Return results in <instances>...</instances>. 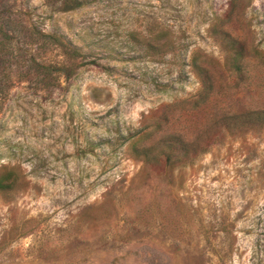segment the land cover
<instances>
[{
  "label": "rangeland",
  "instance_id": "rangeland-1",
  "mask_svg": "<svg viewBox=\"0 0 264 264\" xmlns=\"http://www.w3.org/2000/svg\"><path fill=\"white\" fill-rule=\"evenodd\" d=\"M69 1L0 0L36 39L0 50V178L17 180L0 192V264H264V127L218 122L264 110V0ZM223 29L261 53L242 75ZM41 32L86 54L72 78L43 81L62 58ZM196 53L215 92L187 110Z\"/></svg>",
  "mask_w": 264,
  "mask_h": 264
},
{
  "label": "trees",
  "instance_id": "trees-1",
  "mask_svg": "<svg viewBox=\"0 0 264 264\" xmlns=\"http://www.w3.org/2000/svg\"><path fill=\"white\" fill-rule=\"evenodd\" d=\"M66 5L67 8L65 11H71L80 8L82 4L78 0H70L69 2H66ZM21 26V22H17V19L11 20V18H4L3 15L0 14V44L3 46L0 50H3L4 47L7 46V51L11 49V51L15 54L18 50H20V48H14L15 41L18 42V40L25 38L27 39L25 45L28 46L36 41L35 34L30 31V34L28 35L26 33L27 28L21 29ZM215 33L218 35V39L227 53L225 58V67L228 70L242 75L249 59H260L261 53L257 48H248L246 43L233 37L228 31L224 29L216 30ZM40 36L42 38V44L40 45H42L43 49H55L56 53H58L62 58L61 61L56 62V65L48 62H43L41 64L40 69L43 81L52 79L54 75H56V81H59L60 78L70 79L76 75L78 69L85 65L84 60L86 59V54H84L80 48L73 45L65 38V36L57 33L56 35H49L43 32H41ZM165 38L169 39L167 42L168 46L175 47L176 42L174 40L168 36ZM156 40L160 42L161 39L158 37ZM209 62L210 61L207 57L198 53L194 54L189 62V66L192 67L193 72L200 77L202 87L193 99L183 100L180 102V104L187 110L200 109L209 102V99L215 92V84L212 80ZM218 122L227 123L229 127H233L234 125L237 128L256 126L264 127V110H247L245 112L238 113H225L218 119ZM167 138L168 137L161 139L163 141L160 142L159 145L172 149V145L169 144L170 141H168ZM176 139L178 144H182L181 150L185 152V157H189L192 153L193 144L190 148L189 144L182 142L180 137H176ZM147 149H144L142 152V155L145 157H149L151 154ZM172 154H166L167 164H173L174 160ZM16 181L17 180L14 178L13 172H9L5 176L1 177L0 192L8 193L12 191Z\"/></svg>",
  "mask_w": 264,
  "mask_h": 264
}]
</instances>
